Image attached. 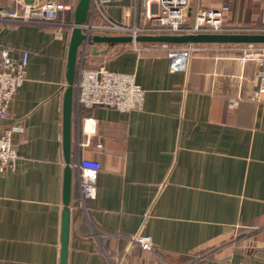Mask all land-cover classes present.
I'll list each match as a JSON object with an SVG mask.
<instances>
[{
  "label": "crops",
  "instance_id": "0c3cea01",
  "mask_svg": "<svg viewBox=\"0 0 264 264\" xmlns=\"http://www.w3.org/2000/svg\"><path fill=\"white\" fill-rule=\"evenodd\" d=\"M60 13L70 15L77 0ZM40 0H0L21 10ZM140 0H108V15L132 21ZM222 7L227 23L264 21V0H190ZM0 20V49L28 52L25 79L0 129L15 126L17 157L0 171V264H59L62 102L71 29ZM104 34V33H97ZM186 44V43H185ZM180 71L165 44L88 45L83 63L132 73L141 109L84 108L72 90L67 264H264V98L259 44L193 43ZM79 48V53L81 52ZM78 53V55H79ZM78 64V62H77ZM99 144V146L97 145ZM100 163L94 197L80 204L76 162ZM148 235L153 250L130 241Z\"/></svg>",
  "mask_w": 264,
  "mask_h": 264
},
{
  "label": "built area",
  "instance_id": "2783aa9c",
  "mask_svg": "<svg viewBox=\"0 0 264 264\" xmlns=\"http://www.w3.org/2000/svg\"><path fill=\"white\" fill-rule=\"evenodd\" d=\"M108 0H90V12L87 19L80 25L82 32L91 36L97 33L131 35L140 34H187L236 31L224 25L225 10L222 7H196L191 14L190 0H140L139 8L142 15L135 12V18L127 21L130 12L124 14L122 21L112 19L105 10ZM264 4V3H263ZM70 4L55 0H40V2L25 4L21 10L0 9V20L16 23L50 25L56 31L71 29L73 21L57 19L59 11L68 10ZM264 13V6H263ZM191 20L190 23H188ZM242 31V30H237ZM251 32L249 30H245ZM264 31V29L254 30ZM137 48V42H130ZM78 55L76 69V102L84 108L104 106L120 112L141 109L144 89L135 81L132 73L112 71L104 65L86 66L83 63L86 45ZM198 47L192 43L184 44L167 52L170 71H180L186 67L190 55ZM28 52L22 51L18 57L13 56L9 47L0 49V119L8 117V106L17 89L25 79V69L28 63ZM242 62L255 59L258 62L259 84L250 96L251 99L264 98V44H259L257 50L243 51ZM15 126L0 129V171L17 157V151L12 144V133ZM99 146V144H97ZM76 167L80 187V204L85 210V200L94 197L95 181L100 169L97 158L80 155ZM130 241L137 243L142 249L153 250L152 240L148 235H132Z\"/></svg>",
  "mask_w": 264,
  "mask_h": 264
},
{
  "label": "water",
  "instance_id": "95a60500",
  "mask_svg": "<svg viewBox=\"0 0 264 264\" xmlns=\"http://www.w3.org/2000/svg\"><path fill=\"white\" fill-rule=\"evenodd\" d=\"M90 12V0H77L73 11V23L68 42L65 78L67 86L63 93L62 102V152L64 170L62 181V213L60 231V260L59 264H67L68 238L70 224V148H71V113L72 90L76 75L78 51L82 44L104 42L106 51L111 44L128 42H173V43H234V44H264V31H230L212 33H187V34H140L134 38L131 35L121 34H93L85 35L80 25L87 19ZM86 51V50H85Z\"/></svg>",
  "mask_w": 264,
  "mask_h": 264
},
{
  "label": "trees",
  "instance_id": "16d2710c",
  "mask_svg": "<svg viewBox=\"0 0 264 264\" xmlns=\"http://www.w3.org/2000/svg\"><path fill=\"white\" fill-rule=\"evenodd\" d=\"M61 12V11H60ZM58 12L57 14V19H64L66 21H71V16L68 14V15H64V13H60ZM190 23L191 20H188ZM224 25L228 26V27H231L233 30H242V31H245V30H249V31H254V30H260V29H264V21H261L258 20L256 21L255 23H251V22H244V23H227L225 22L224 20ZM150 43H153V42H150ZM157 43H161V44H165L167 46V51H170V50H173L177 47H180L184 44H180V43H173V42H157ZM187 44V43H186ZM193 44V43H192ZM194 45V44H193ZM248 45H251V44H248Z\"/></svg>",
  "mask_w": 264,
  "mask_h": 264
},
{
  "label": "rangeland",
  "instance_id": "374dc122",
  "mask_svg": "<svg viewBox=\"0 0 264 264\" xmlns=\"http://www.w3.org/2000/svg\"><path fill=\"white\" fill-rule=\"evenodd\" d=\"M231 28V27H230ZM257 50V49H254V51Z\"/></svg>",
  "mask_w": 264,
  "mask_h": 264
}]
</instances>
